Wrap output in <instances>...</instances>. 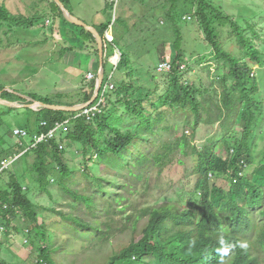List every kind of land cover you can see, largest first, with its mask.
Here are the masks:
<instances>
[{"label": "trees", "instance_id": "16d2710c", "mask_svg": "<svg viewBox=\"0 0 264 264\" xmlns=\"http://www.w3.org/2000/svg\"><path fill=\"white\" fill-rule=\"evenodd\" d=\"M46 1V20H59L61 32L72 26L87 47L94 46L98 72L95 37L70 24L54 0ZM61 1L70 10L69 0ZM184 1L200 21L205 41L215 49L218 65L210 84L203 78L199 83L190 78L193 70L188 66L181 70L180 53L170 72L159 73L153 67L136 69L132 52L123 43L125 32L117 29L115 40L110 42L105 35L108 23L96 29L104 40L105 83L111 79L115 87L106 94L107 103H102L95 120L89 122L87 116L74 119L77 113L73 112L27 109L33 115L26 128L31 135L47 133L56 122L70 120L69 132L62 130L57 138L32 149L35 161L29 169L31 179L24 178L26 171L18 176L12 168L0 173V180H5V185L0 184V227L19 234L28 224V238L36 255L34 264H264V153L257 160L252 151L258 140L255 126L264 113L263 101L256 99L260 85L249 67L253 62L261 63L262 53L235 18L213 2ZM169 3L172 19L183 0ZM114 11L113 5L110 21ZM188 18L192 20L191 16L184 20L190 21ZM143 22H148L147 15ZM41 23L42 16L13 14L0 0V31H12L14 25L16 29H31ZM119 23H124L121 18ZM220 27L232 29L241 47L238 53L221 47L217 37ZM114 48L122 55L116 68L109 61ZM141 72L144 84L140 75L135 76ZM95 87L96 81L87 85L90 94L81 103L92 98ZM0 96L28 104L16 91L6 88H0ZM38 101L55 105L49 100ZM121 105L124 109L119 114ZM17 110L0 106V169L4 160L17 158L25 149L11 143L13 130L4 121ZM127 121L128 126H124ZM42 122L49 126L42 128ZM218 123L224 128L220 142L201 149L193 145L187 151L188 140L185 133L179 134V128L189 129L195 139L199 126ZM165 137H176V142ZM60 143L65 144L63 151L59 150ZM74 144L83 146L79 171L72 170L67 160ZM179 153L193 159L197 181L192 190L175 189L173 196H162L171 186L153 183L152 175L161 177ZM20 158L15 163H22ZM54 182L69 197L62 210L31 198L34 185L49 193L48 187ZM58 224L64 233L58 232ZM126 234H130L128 242L119 244ZM73 235L81 236V240ZM71 241L75 248L80 241L91 247L80 263L81 252L76 256L77 251L69 248ZM6 246L0 242V264H26L6 257ZM101 249L109 251L104 258L98 255Z\"/></svg>", "mask_w": 264, "mask_h": 264}, {"label": "rangeland", "instance_id": "374dc122", "mask_svg": "<svg viewBox=\"0 0 264 264\" xmlns=\"http://www.w3.org/2000/svg\"><path fill=\"white\" fill-rule=\"evenodd\" d=\"M208 1L213 2L226 15L235 18L238 25L244 29L245 36L253 38V43L257 50L262 53L261 63L253 62L248 65L253 71L252 77H255L260 85L261 92L256 99L263 101L262 108L264 113V0ZM2 2L11 13L23 14L26 17H32L37 14L43 17L44 23L31 29H16L14 25L12 31L9 28L0 31V88L10 89L24 96L32 95L38 100H49L55 105L70 104L71 99L82 101L84 98L79 94L82 91V87L79 89L78 83H80L83 73L88 70L87 63L83 60L80 50H76L75 53L69 52L71 50H62L66 48L64 42L67 43L70 36L67 30L64 33L61 32V26L57 24L60 22L59 20L54 18L45 19L46 15L43 12L49 6V2L46 0H2ZM155 6H159L160 9H155ZM68 7L73 15L89 25L94 23L99 27L107 21L111 23L106 32V36H110V39H112L111 31L113 38V35L117 34V29L119 32H125L123 43L126 50H131L132 64L136 69L144 70L151 67L156 69L160 61L173 63L176 55L180 53L181 63L186 67L188 66L191 71L193 70L190 78L197 83H199L200 78L205 79L208 84L211 83L217 64L215 49L205 41L200 21L195 18L188 2L183 0V3L174 12L172 19L169 17V14L173 12L169 0H123L119 4L118 13H115L116 10L114 11L115 16L111 18V21L113 4L108 0H71ZM147 10H149V13H147ZM146 15L148 22H143ZM189 16L192 17V20L185 21L184 18ZM120 18L124 22L123 24L119 23ZM230 31L232 29L229 27H220L217 35L218 41L221 47L225 48L224 50L230 49L238 53L241 47ZM229 40L233 42L226 43ZM117 52L120 53L118 50ZM76 53L79 55L76 56ZM119 57L115 56L114 53L109 61L116 64L120 62L118 61ZM224 66L227 67L226 65ZM206 68H210V70L208 71ZM142 72L141 74L136 73L135 76L140 75L139 77L144 84ZM119 77L120 74L116 76V78ZM215 85L218 86V83ZM87 94H90L89 90ZM118 108L117 113L122 114L123 106H118ZM31 110L38 112L41 109L36 107V109ZM31 113L27 109L12 112L4 119L6 127L11 130L15 128L26 129L28 121L33 119ZM93 120H95V117L90 115L89 122ZM128 123L129 121L124 126H128ZM198 128L195 139H193L189 129L179 128V134L185 133L186 140H188L187 151L193 145L201 149L223 139L224 128L219 123L216 126L207 127L201 125ZM255 136H257L256 140H258L257 142L254 141L255 146H253L252 151H254L256 159L261 160L262 155L260 154L264 153V114L255 126ZM164 139L176 142V137H165ZM12 142H16L13 137H11ZM24 142L28 146L24 149L22 155L27 151L30 153L25 157H21L19 161L25 164L15 163L10 169H16L15 172L18 176L26 171L23 176L25 175L24 178L29 180L32 178L29 169L35 161V156L31 155L33 154L32 150H28L29 146H33L30 137L25 138ZM82 152L83 146L81 144L72 145L67 155L69 167L72 170H81L82 157L79 154ZM174 160L175 163L167 168L160 175L161 177L157 173L152 175L153 183L158 181V184L161 182L171 186L168 192L160 194L162 196H173L175 189H180V191L185 189L192 190L197 181L193 159L179 153ZM1 183L5 185V180L1 179ZM57 183L54 182L48 187L49 193L41 191L38 185H34L35 190L31 197L32 200L40 205L46 206L50 204L52 208L64 209L63 204L69 197L64 194ZM158 193L159 189L157 190ZM58 225V232L60 234L64 233L61 228L62 225ZM0 229V233H2L0 242L7 244L3 250V254L6 257L14 262L26 261V264H34L36 262L35 250L32 248L28 238V224L25 226V232L19 231V234L14 230L9 231V229H6L3 231L1 227ZM129 235L126 234L124 238L118 240V243L126 244ZM73 236L81 240V236ZM87 246L88 244H83L80 241L77 244V248H75L73 241L69 242V248L77 251L76 256L81 252L78 263L85 260V256L91 250V247L88 248ZM7 248L8 250H6ZM70 252L71 255H75L72 251ZM108 252V249L103 251L101 249L98 255L104 258Z\"/></svg>", "mask_w": 264, "mask_h": 264}, {"label": "water", "instance_id": "95a60500", "mask_svg": "<svg viewBox=\"0 0 264 264\" xmlns=\"http://www.w3.org/2000/svg\"><path fill=\"white\" fill-rule=\"evenodd\" d=\"M54 2L59 6V8L62 10L63 15L65 19L72 25L79 26L81 28L86 29L88 32H91L92 35L95 37L97 44H98V50H99V57H100V69L98 72V80L96 83L94 95L90 101L84 104L76 105V106H64V105H50V104H45L43 102H39L37 100H34L31 97H23L25 100L29 102V104H21L18 102H11L8 100H5L0 97V106H5L9 108H16V109H36L40 108L41 110L43 109H48V110H53V111H62V112H80L82 110H85L89 108L91 105L94 104L96 99L98 98L100 91L102 89V86L104 84L105 80V68H104V40L99 31L88 24H86L84 21L80 20L77 18L75 15H73L64 5V3L61 0H54ZM19 95V94H18Z\"/></svg>", "mask_w": 264, "mask_h": 264}, {"label": "built area", "instance_id": "2783aa9c", "mask_svg": "<svg viewBox=\"0 0 264 264\" xmlns=\"http://www.w3.org/2000/svg\"><path fill=\"white\" fill-rule=\"evenodd\" d=\"M109 2H111L114 5V8L116 10L119 1L120 0H108ZM186 19V18H184ZM189 20L191 18H188ZM185 65L182 64V66L180 67L181 70L185 69ZM173 69V63L170 61H162L159 66H158V72L163 73V72H170ZM95 74L90 73L87 77V79L93 80L95 79ZM115 87L114 84H112L111 82H108L106 84V86L104 87V89L102 90V97L101 99H99L98 103L96 104V106L88 111H85L83 113H78L74 119H79V118H84V116L88 117V121H90V115H92L93 117L96 116V114H98L100 112V109L102 108V103L104 105L105 102V96L106 94L113 90ZM69 123L70 120L66 121V122H56L55 125L53 126L52 129H50L47 133H36L34 135H31L30 132L26 129H15L13 134H14V138L19 142V144H23L24 143V139L30 137V139L33 142V146H29L28 150H32L35 149L39 144L48 141V140H53L55 138H57L60 134V132L66 131L69 132ZM49 126L48 122H42L41 123V127L42 128H47ZM65 149V144L64 143H60L59 145V150L63 151ZM13 160L12 161H5L2 163V170L4 169H8L11 167V165L13 164ZM1 170V171H2Z\"/></svg>", "mask_w": 264, "mask_h": 264}, {"label": "crops", "instance_id": "0c3cea01", "mask_svg": "<svg viewBox=\"0 0 264 264\" xmlns=\"http://www.w3.org/2000/svg\"><path fill=\"white\" fill-rule=\"evenodd\" d=\"M70 3H71V0H69V4ZM106 23H108V21ZM90 26H93L95 28H99L94 23H92ZM66 30L69 33L70 39L68 40L67 43L64 42V44H66V48H64L62 50H71L69 52H72V53H75L76 50H80L81 51V54L83 55V60L85 61V63H87L88 70L83 73L82 78H81V81H80V83H78L79 89H81V87H82V91L79 92V94H80V96L84 97L88 93V92H85V87L87 86V82H88L86 80L87 74L89 72H95L96 63L99 64V62L95 58V54H94V50L95 49H94V46L93 45L90 46V47H87L84 44L83 40L80 38V33L77 30H75L72 26H67V29ZM62 33H64V31H62ZM111 35H112V31H111ZM69 52H67V53H69ZM78 55L79 54L76 53V56H78ZM70 101H71V103L70 104H67V105H71V104H73V105H75V104H81V102L78 101L77 99H71Z\"/></svg>", "mask_w": 264, "mask_h": 264}, {"label": "clouds", "instance_id": "9594fccd", "mask_svg": "<svg viewBox=\"0 0 264 264\" xmlns=\"http://www.w3.org/2000/svg\"><path fill=\"white\" fill-rule=\"evenodd\" d=\"M114 16H115V15H114ZM105 35H106V34H105ZM113 36H114V38H113L112 35H111V38H112V39H110V36H106V38H107L110 42H112L113 40H115V35H113ZM97 45H98V44H97ZM114 50H116V51H115V56H116V55H117V56H120L119 59H118V61H120L122 55H121L120 53L117 52V49L114 48ZM98 51H99V50H98ZM118 51H119V50H118ZM119 52H120V51H119ZM99 59H100V57H99ZM110 62H111V61H110ZM161 62H162V61H160L159 64H160ZM111 64H112L113 66H115V68H116V67L118 66L119 62H117L116 64H114L113 62H111ZM156 68H157V71H158V67H156ZM99 69H100V66H99ZM99 69H98V72H99ZM98 72H89V73L87 74V77H88V75H89L90 73H93V74H95V76H96L95 79L90 80V81H89V80L87 79V77H86V80L88 81V82H87V85H90V82H92V81H96V83H97V80H98ZM159 73H160V72H159ZM111 77H112V75L110 76V78H111ZM105 79H106V71H105ZM110 80H111V79H109L108 82H110ZM108 82H107V83H108ZM107 83H105V80H104V84H103V86H102V89H101V91H100V94H99L98 98L96 99V101L94 102V104H95L97 101H99V99H101V97H102V94H101V93H102V90L104 89V87L106 86ZM6 90H7V91H10V92H13V91H11L10 89H6ZM94 91H95V90H94ZM85 92H88L87 86L85 87ZM109 92H110V91H109ZM19 95H20V94H19ZM93 95H94V94H93ZM22 96H24V95H22ZM0 97H1V96H0ZM24 97H30V96H24ZM92 97H93V96H92ZM105 97H106V96H105ZM91 99H92V98H91ZM91 99H90V100H91ZM90 100H89V101H90ZM105 101H106V100H105ZM27 102H28V101H27ZM19 103H21V102H19ZM86 103H87V102H86ZM21 104H23V103H21ZM24 104H25V103H24ZM28 104H29V102H28ZM81 104H82V103H81ZM94 104L91 105L89 108L85 109V111H88V110L94 108V107L96 106V105L94 106ZM76 105H80V104H75V105H73V106H76ZM64 106H67V105H64ZM85 111L82 110V111H80V112H76V113H77V114H78V113H83V112H85ZM15 129H19V128H15ZM15 129H14V130H15ZM20 129H24V128H20ZM14 130H13V132H14ZM26 130H27V129H26ZM13 132H12V137L14 138V134H13ZM15 140H16V139H15ZM16 143H17L19 146H21V147L23 146L24 148H26V147L28 146L25 142H24L23 144H19V142L16 140ZM27 152H28V151H27ZM27 152H25L24 154H26ZM24 154H23V155H24ZM23 155H22V152H21L20 155H19L17 158H10V159H8V160H4L3 162H5V161H12V160H13V161H14L13 164H14V163L16 162V160H18V158L22 157ZM3 162H2V163H3ZM13 164H12L11 166H13ZM2 168H3V166H2V164H1L0 173L3 171ZM8 169H9V168H8ZM1 170H2V171H1ZM4 170H6V169H4ZM1 228L3 229V231L5 230L3 227H1ZM28 231H29V230H28Z\"/></svg>", "mask_w": 264, "mask_h": 264}, {"label": "bare ground", "instance_id": "6f19581e", "mask_svg": "<svg viewBox=\"0 0 264 264\" xmlns=\"http://www.w3.org/2000/svg\"><path fill=\"white\" fill-rule=\"evenodd\" d=\"M1 230V229H0Z\"/></svg>", "mask_w": 264, "mask_h": 264}]
</instances>
